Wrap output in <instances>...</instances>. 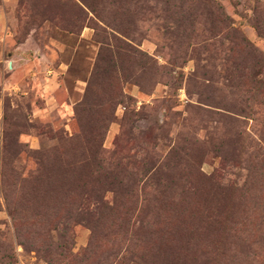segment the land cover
I'll list each match as a JSON object with an SVG mask.
<instances>
[{
    "label": "rangeland",
    "instance_id": "obj_1",
    "mask_svg": "<svg viewBox=\"0 0 264 264\" xmlns=\"http://www.w3.org/2000/svg\"><path fill=\"white\" fill-rule=\"evenodd\" d=\"M8 256L264 264V0H0Z\"/></svg>",
    "mask_w": 264,
    "mask_h": 264
},
{
    "label": "trees",
    "instance_id": "obj_2",
    "mask_svg": "<svg viewBox=\"0 0 264 264\" xmlns=\"http://www.w3.org/2000/svg\"><path fill=\"white\" fill-rule=\"evenodd\" d=\"M127 157H128V155H126ZM103 163V161H98L97 162V165H99V167H102L103 165H101ZM100 206H102V204H100V202L98 203ZM97 206V205H96ZM103 208H105V209H107V210H111V207H109L108 205H105ZM35 245V244H34ZM36 246L37 247H39V243L38 244H36ZM90 246L93 248V242H90ZM37 247H32V248H34L35 250H39V248H37ZM94 247H97V245L94 243ZM45 252V251H44ZM237 253V252H236ZM9 256H8V261H6L7 260V257H2L1 259H0V263H2V264H12V263H10L9 262Z\"/></svg>",
    "mask_w": 264,
    "mask_h": 264
}]
</instances>
